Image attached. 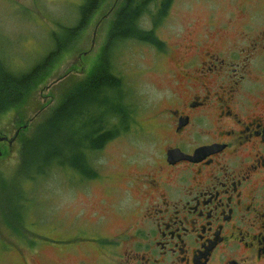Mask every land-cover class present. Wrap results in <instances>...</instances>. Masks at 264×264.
Here are the masks:
<instances>
[{
  "label": "rangeland",
  "instance_id": "374dc122",
  "mask_svg": "<svg viewBox=\"0 0 264 264\" xmlns=\"http://www.w3.org/2000/svg\"><path fill=\"white\" fill-rule=\"evenodd\" d=\"M122 1L101 0L64 51L49 60L53 62L38 77L24 104L0 116V139L14 138L11 144L0 140V264H101L99 259L103 258L92 246L87 247V255L68 247L77 239L104 234L101 223L94 220L97 214H108V204L101 200L113 185L106 184L104 176L123 175L122 164L150 153L147 119L173 104L163 99L178 97L182 90L180 75L191 69L192 58L212 50L215 35L221 41L232 40L233 30L244 29L250 12L258 10L259 3L264 7V0H172L167 17L155 30L157 38L165 43L163 52L134 41H125L112 51L110 64L122 79L123 94L133 103L134 122L127 133L107 142L103 150L90 157V166L98 176L90 180L64 167L60 172L55 168L35 184L16 181L21 141L75 83L91 74ZM160 1H154L153 15ZM83 2L0 0L2 61L24 72L45 60L53 50V41L67 38L61 26L77 25V9ZM145 18L150 28V17ZM18 120L29 121L21 124L28 129L20 131ZM116 192L120 196L118 207L129 209L126 194L119 189ZM129 224H113L108 232L123 230Z\"/></svg>",
  "mask_w": 264,
  "mask_h": 264
},
{
  "label": "flooded vegetation",
  "instance_id": "af4514ba",
  "mask_svg": "<svg viewBox=\"0 0 264 264\" xmlns=\"http://www.w3.org/2000/svg\"><path fill=\"white\" fill-rule=\"evenodd\" d=\"M258 7L232 40L215 35L214 48L192 58L178 97L163 99L173 104L147 119L150 153L122 164L123 175L104 176L113 185L101 200L108 214L94 217L104 234L68 249L87 255L92 246L101 264H264V7ZM116 189L129 209L118 207ZM122 223L130 224L108 232Z\"/></svg>",
  "mask_w": 264,
  "mask_h": 264
},
{
  "label": "trees",
  "instance_id": "16d2710c",
  "mask_svg": "<svg viewBox=\"0 0 264 264\" xmlns=\"http://www.w3.org/2000/svg\"><path fill=\"white\" fill-rule=\"evenodd\" d=\"M100 1L84 0L77 9V25L73 28L61 26L67 38L54 40L53 50L48 52L45 60L29 70L18 71L0 58V116L24 104L38 77L53 62L49 60L56 59L64 51L69 39L72 41L76 37ZM154 1L121 2L91 74L75 83L64 94L61 102L45 112L33 131L21 141L16 181L26 180L35 184L55 168L60 172V168L64 167L90 180L98 176L90 166V157L107 142L127 133L134 122L133 103L123 94L122 79L113 72L110 64L112 51L125 41L147 43L160 52L165 48V43L157 38L155 30L167 17L172 0H161L153 15L151 9L155 5ZM146 16L150 17V28H147ZM42 109L44 106L38 110ZM28 123L18 120L20 131L27 130L28 127L23 129L21 124ZM14 220L17 222L16 217Z\"/></svg>",
  "mask_w": 264,
  "mask_h": 264
},
{
  "label": "water",
  "instance_id": "95a60500",
  "mask_svg": "<svg viewBox=\"0 0 264 264\" xmlns=\"http://www.w3.org/2000/svg\"><path fill=\"white\" fill-rule=\"evenodd\" d=\"M23 128H25V126H23ZM0 140L6 141L8 144H11L12 141L14 140V138H12V139H10V140H6V138H2V139H0ZM170 155H171V152L168 153V156H170ZM181 157H182V158H186V157H184L182 154H181Z\"/></svg>",
  "mask_w": 264,
  "mask_h": 264
}]
</instances>
